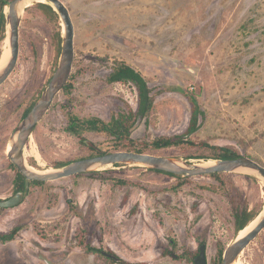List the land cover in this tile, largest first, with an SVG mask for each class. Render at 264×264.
Returning a JSON list of instances; mask_svg holds the SVG:
<instances>
[{
	"label": "rangeland",
	"instance_id": "1",
	"mask_svg": "<svg viewBox=\"0 0 264 264\" xmlns=\"http://www.w3.org/2000/svg\"><path fill=\"white\" fill-rule=\"evenodd\" d=\"M63 1L75 27L73 72L25 147L29 166L51 172L57 164L112 151L116 142L200 164L208 160L190 156L210 153L207 144L224 146L264 165V0ZM38 2L22 9L18 61L0 86V199L15 193L18 169L11 166L8 146L61 55L56 37L63 22ZM0 49L1 67L7 53L11 58L9 31L0 32ZM120 62L153 89L154 104L143 117L136 115L135 84L108 79ZM191 97L198 103L199 128L187 135ZM69 113L106 122L132 113L131 136L119 142L89 131L82 140L66 130ZM181 135L194 144L151 146L157 138ZM95 169H108V176L125 183L86 173L42 181L31 184L20 205L0 208V232L22 227L14 240H0V264H119L89 245L132 263L194 264L202 243L214 264L239 235L230 195L240 207L264 209V178L246 168L225 173L223 182L200 175L182 185L147 166ZM236 264H264V229Z\"/></svg>",
	"mask_w": 264,
	"mask_h": 264
},
{
	"label": "water",
	"instance_id": "2",
	"mask_svg": "<svg viewBox=\"0 0 264 264\" xmlns=\"http://www.w3.org/2000/svg\"><path fill=\"white\" fill-rule=\"evenodd\" d=\"M8 11L5 10L7 18V31H9L11 58L7 65L0 71V86L9 78L16 67L20 49V25L22 18V3L25 0H4ZM50 4L59 14L63 22L62 48L58 67L49 81L42 96L35 103L31 111L22 121L17 133L14 135L8 156L12 163L25 177V190L17 192L9 199H0V208H11L20 204L28 194L31 181H55L68 178L81 173L91 172L97 167L111 166L115 164H132L147 166L148 168L181 175L184 177L210 175L212 173L233 172L240 168H246L257 172L264 178V165L252 158L241 156L232 159L208 160L214 164L191 163L166 156L151 153H140L135 151H114L103 155H96L70 162L54 171L41 172L34 170L27 164L25 158V147L36 125L42 120L50 109L57 94L68 84L73 72L75 60V27L69 8L63 0H44ZM93 146V144H91ZM258 222L255 227L245 236L238 237L224 251L223 264H235L243 250L264 229V209L253 221ZM199 254L195 257V264H208L206 245L199 247Z\"/></svg>",
	"mask_w": 264,
	"mask_h": 264
},
{
	"label": "trees",
	"instance_id": "3",
	"mask_svg": "<svg viewBox=\"0 0 264 264\" xmlns=\"http://www.w3.org/2000/svg\"><path fill=\"white\" fill-rule=\"evenodd\" d=\"M6 4L7 3L4 0H0V32H2L3 34L7 33V18H6V13H5ZM37 4L42 9H45L47 12L58 17L57 12L53 9V7L50 4L45 3V2H38ZM62 34L63 33L61 30L58 32L57 37H56L57 39L56 44H57L58 51H60L62 48ZM1 54H2V49H0V55ZM108 79L110 82L121 81V82L134 83L138 89V95H139V107L136 112V115L138 117L139 116L143 117L147 115L149 112H151L152 106L154 104V99H155L154 94H153V89L150 87L146 77L142 75L139 71H137L134 67H132L131 65L127 63L120 62L114 67ZM191 98L193 99V103H194V113L191 119V124L187 131V135L189 133H192L193 131H196L199 128L198 126L199 118H198V112H197L199 108L198 103L196 100H194L193 97ZM30 110L24 115V117H26V115L30 112ZM132 117H133L132 113H122V114H119L118 116H113L110 122H106L103 119H100L98 117L82 118L74 113H69V122L66 127V130L70 133H73L79 136L80 138H82V140L84 138L83 135L85 132L95 131V132H106L112 135L119 142H122L123 140L128 139L131 136V133H132L131 129L134 124L130 126L129 122L131 121ZM185 143L186 144L188 143L191 145L194 144L192 140L186 139L185 136L181 135L175 138H170V137L157 138L151 143V146L152 148L161 149V148H166V147H171V146H181ZM207 146L211 148L210 153L201 154V155L193 154L190 157L201 158V159H205L206 161L207 160H218V159H232V158L241 157L240 154L236 153L235 151L231 150L228 147L209 146L208 144ZM114 151H135V152L144 153V151L140 149L138 150L125 149L124 146L122 148L120 143L118 144L116 142L112 151H102V152L99 151L97 152V155H103V154H107V153L114 152ZM93 156H96V155H93ZM66 164L68 163H60V164H57V166L62 167ZM122 165L124 164H115L114 166H122ZM11 166L17 169V167L13 163L11 164ZM148 169L167 173L175 178H178L180 180V185L183 184V181H186L188 179V177H184L181 175H176L173 173L164 172V171H160V170H156L152 168H148ZM107 172H108V169L94 170L86 174L89 177H92L95 179L113 180L115 183H125V181L120 178L108 176ZM82 174L84 173L78 174L77 176L82 175ZM224 175L225 173L220 172V173H212L209 176L223 182ZM39 183H42V182L37 181V180H34L31 182V184H39ZM15 186H16L15 187L16 191H20L25 188V177L22 175V173L19 170H17ZM230 196H231L230 199L232 203L234 204L235 229L236 231L240 232L241 230L246 228V226H248L255 218H257V216L261 213L263 209H261L260 211H253L246 207L245 208L240 207L237 203L235 204V201H236L235 197L233 195H230ZM21 228H22L21 226L20 227L18 226L8 233L0 232V240L2 242H8V241L14 240ZM87 249L94 253H100V254L106 255L108 259L110 260V263L141 264V263L129 262L119 257L118 255H116L113 251L105 252V250L102 248H96L90 245L87 247ZM224 251L225 250H222V249L219 251L218 262L215 261L214 264H223Z\"/></svg>",
	"mask_w": 264,
	"mask_h": 264
},
{
	"label": "bare ground",
	"instance_id": "4",
	"mask_svg": "<svg viewBox=\"0 0 264 264\" xmlns=\"http://www.w3.org/2000/svg\"><path fill=\"white\" fill-rule=\"evenodd\" d=\"M30 1H32V0H25L21 4L22 7H25V6L29 5ZM37 1H44V0H37ZM8 61H9V54L7 53V58H6L5 62H4V64L0 67V71L7 65ZM205 164L210 165V164H214V162L207 161ZM257 222H258V219L255 220V221H252L248 226H246V228H244L243 230H241L239 232V237L241 238V237L245 236L246 234H248L255 227V225L257 224Z\"/></svg>",
	"mask_w": 264,
	"mask_h": 264
},
{
	"label": "flooded vegetation",
	"instance_id": "5",
	"mask_svg": "<svg viewBox=\"0 0 264 264\" xmlns=\"http://www.w3.org/2000/svg\"><path fill=\"white\" fill-rule=\"evenodd\" d=\"M8 149H10L9 146H8ZM33 181H34V180H33ZM31 182H32V181H31ZM41 182H42V181H41ZM30 186H31V184H30ZM14 187H16V186H15V183H14ZM24 190H25V188H24L23 190H20V191H24ZM29 190H30V189H29ZM17 192H19V191H16V188H15V193H14V195H15ZM28 193H29V192H28ZM14 195H13V196H14ZM27 195H28V194H27ZM27 195H26V196H27ZM26 196L24 197V199L26 198ZM10 198H11V197H10ZM8 199H9V198H8ZM24 199H23V201H24ZM23 201H22V202H23ZM22 202H21V203H22ZM21 203H20V204H21ZM20 204H18V205H20ZM18 205H17V206H18ZM14 207H16V206H14ZM11 208H12V207H11ZM202 244H205V243H202ZM202 244H201V245H202ZM201 245H200V246H201ZM205 245H206V244H205ZM105 252H106V251H105ZM199 252H200V250H198V253L196 254V256L199 254ZM206 254H207V246H206ZM194 259H195V257L192 258V261H193V262H194ZM207 259H208V258H207ZM194 264H195V263H194Z\"/></svg>",
	"mask_w": 264,
	"mask_h": 264
}]
</instances>
